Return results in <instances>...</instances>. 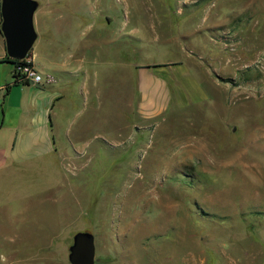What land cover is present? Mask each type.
Returning <instances> with one entry per match:
<instances>
[{
	"label": "rangeland",
	"instance_id": "374dc122",
	"mask_svg": "<svg viewBox=\"0 0 264 264\" xmlns=\"http://www.w3.org/2000/svg\"><path fill=\"white\" fill-rule=\"evenodd\" d=\"M35 1L61 96L26 132L0 34V264H264V0Z\"/></svg>",
	"mask_w": 264,
	"mask_h": 264
},
{
	"label": "water",
	"instance_id": "95a60500",
	"mask_svg": "<svg viewBox=\"0 0 264 264\" xmlns=\"http://www.w3.org/2000/svg\"><path fill=\"white\" fill-rule=\"evenodd\" d=\"M38 7L35 0H0V34L8 58L24 59L36 39L33 15ZM70 264H94L95 244L90 231H77L68 247Z\"/></svg>",
	"mask_w": 264,
	"mask_h": 264
},
{
	"label": "crops",
	"instance_id": "0c3cea01",
	"mask_svg": "<svg viewBox=\"0 0 264 264\" xmlns=\"http://www.w3.org/2000/svg\"><path fill=\"white\" fill-rule=\"evenodd\" d=\"M2 37V36H1ZM2 49L5 51V44L2 37ZM5 53V52H4ZM30 60L32 61L33 65L35 67H38L33 60V55H30ZM13 72V67L10 69V74ZM29 84V83H27ZM4 85L0 84V90H3ZM29 95H26V97L21 102V111L20 116H23L25 113L28 115L29 119V128L26 132L34 131L36 127H43L45 124L44 116L46 113H48L49 117V124L51 122L50 118V110L54 105V102L57 101V99L61 96L60 95V89H58L54 84L48 85V86H38V88H28Z\"/></svg>",
	"mask_w": 264,
	"mask_h": 264
},
{
	"label": "built area",
	"instance_id": "2783aa9c",
	"mask_svg": "<svg viewBox=\"0 0 264 264\" xmlns=\"http://www.w3.org/2000/svg\"><path fill=\"white\" fill-rule=\"evenodd\" d=\"M21 60H24V62L16 64L13 69L14 80L17 82H28L39 86H48L56 82V79L50 74H39L30 58L25 57Z\"/></svg>",
	"mask_w": 264,
	"mask_h": 264
},
{
	"label": "trees",
	"instance_id": "16d2710c",
	"mask_svg": "<svg viewBox=\"0 0 264 264\" xmlns=\"http://www.w3.org/2000/svg\"><path fill=\"white\" fill-rule=\"evenodd\" d=\"M26 57L29 58V57H30V53H28ZM1 61H7V62L11 63V64L13 65V69H14V66H15L16 64H18V63H23V62H24V60L19 61V60H16V59L8 58L7 56H5ZM31 64H32V63H31ZM12 76H13V78H14V74H13V72H12ZM14 83H19V82H17L16 80H14ZM27 83H28V82H22V84H27ZM4 87H5L6 91H7L8 88H9V85H6V86H4Z\"/></svg>",
	"mask_w": 264,
	"mask_h": 264
}]
</instances>
